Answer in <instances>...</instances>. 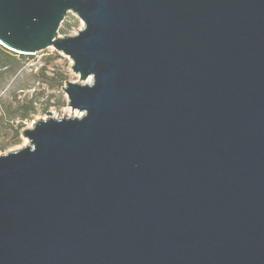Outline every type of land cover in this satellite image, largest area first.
<instances>
[{
  "label": "water",
  "instance_id": "obj_1",
  "mask_svg": "<svg viewBox=\"0 0 264 264\" xmlns=\"http://www.w3.org/2000/svg\"><path fill=\"white\" fill-rule=\"evenodd\" d=\"M0 43L83 112L0 155V264H264V0H0Z\"/></svg>",
  "mask_w": 264,
  "mask_h": 264
},
{
  "label": "rangeland",
  "instance_id": "obj_2",
  "mask_svg": "<svg viewBox=\"0 0 264 264\" xmlns=\"http://www.w3.org/2000/svg\"><path fill=\"white\" fill-rule=\"evenodd\" d=\"M84 25L78 14L70 11L59 34L75 35ZM19 64L21 67L13 76L11 62L0 61V155L29 144L23 130L32 127L38 119L68 117L65 111L71 107L63 87L68 81L81 82L80 75L72 69V59L53 46L26 54ZM42 68H45L44 74H41ZM33 97L38 100L36 111L23 119L20 116L21 104ZM19 124H24V127L18 131Z\"/></svg>",
  "mask_w": 264,
  "mask_h": 264
},
{
  "label": "trees",
  "instance_id": "obj_3",
  "mask_svg": "<svg viewBox=\"0 0 264 264\" xmlns=\"http://www.w3.org/2000/svg\"><path fill=\"white\" fill-rule=\"evenodd\" d=\"M25 55L26 54H21V53L15 52V51L5 47L4 45H2L0 43V61H2L4 63L11 62L12 72H13L12 75L13 76H15L17 71L20 69L21 66L19 63H20L22 58H25ZM44 70H45V68H42L41 74H44ZM36 99H37L36 97H33V98L29 99L27 102H25V103L23 102L21 104L22 112H21L20 116L23 119L30 117L36 111V103L38 102V100H36ZM44 109H47V107ZM22 127H24V124H19L18 125V131ZM17 135H18V132H17Z\"/></svg>",
  "mask_w": 264,
  "mask_h": 264
},
{
  "label": "bare ground",
  "instance_id": "obj_4",
  "mask_svg": "<svg viewBox=\"0 0 264 264\" xmlns=\"http://www.w3.org/2000/svg\"><path fill=\"white\" fill-rule=\"evenodd\" d=\"M89 80H90V79H89ZM89 80H88V81H89ZM71 108H72V107H71ZM71 108H69V110L67 109V110L65 111L66 116L69 117V116L72 115V116L75 117V116H82V115H83V112H82V111H80V110L78 111L77 109H76V110H75V109L72 110ZM61 117H62V116H61ZM63 117H64V116H63Z\"/></svg>",
  "mask_w": 264,
  "mask_h": 264
}]
</instances>
